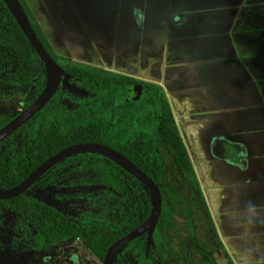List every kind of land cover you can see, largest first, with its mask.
<instances>
[{
	"label": "crops",
	"instance_id": "1",
	"mask_svg": "<svg viewBox=\"0 0 264 264\" xmlns=\"http://www.w3.org/2000/svg\"><path fill=\"white\" fill-rule=\"evenodd\" d=\"M36 1L71 61L162 89L222 250L264 264V95L236 28L246 0Z\"/></svg>",
	"mask_w": 264,
	"mask_h": 264
},
{
	"label": "trees",
	"instance_id": "2",
	"mask_svg": "<svg viewBox=\"0 0 264 264\" xmlns=\"http://www.w3.org/2000/svg\"><path fill=\"white\" fill-rule=\"evenodd\" d=\"M24 12L43 48L56 62L37 35L28 14L25 10ZM0 20V35L4 39L7 37L5 53L10 61L17 65L15 75L17 83L32 91L23 103V109H26L45 88V65L24 37L2 0H0ZM65 73L70 75L71 84L87 92V97H75L60 85L49 102L32 119L16 130L15 133L20 134V150L14 152L11 149H2L0 152L1 190L14 187L42 162L68 146L81 143L107 146L120 153L150 178L158 187L164 202L170 204L168 208L166 206L161 208L153 233V247L146 253V234H144L119 250L112 264H165L159 248L161 230L170 232L175 229L173 211L177 209L178 204L187 205L194 198L203 207L208 218L209 212L183 144L182 178L185 184L175 189L168 183V176L172 170L168 168L165 157L160 151L165 114L168 116L170 132L178 133V129L162 89L155 84L136 81L86 65L78 64L67 68ZM134 84L142 87L137 101L132 100L131 88ZM63 100L75 104V111L69 112L62 105ZM8 121L0 119V128ZM83 157H92L106 164L109 178L125 201L123 211L119 213L120 221L106 224L81 218L74 223L52 207L26 194L0 201V204L18 217V226L22 228L28 224L35 226L33 250L46 252L49 247L73 238L79 240L82 246L102 263L107 249L116 240L136 229L146 220L151 201L143 184L101 155L77 154L69 161H78ZM65 169V164L58 163L44 174L36 185L52 186L54 180ZM184 218L190 234V242L200 255L210 264H214L210 253L201 248L193 237L191 216L188 211ZM210 226L217 239L211 222ZM219 245L222 248L220 243ZM224 255L228 258L225 252Z\"/></svg>",
	"mask_w": 264,
	"mask_h": 264
},
{
	"label": "rangeland",
	"instance_id": "3",
	"mask_svg": "<svg viewBox=\"0 0 264 264\" xmlns=\"http://www.w3.org/2000/svg\"><path fill=\"white\" fill-rule=\"evenodd\" d=\"M18 1L28 14L37 35L63 71L77 66L79 63L71 61L66 55L38 2L36 0ZM262 4L257 0L247 1L244 12L240 16L243 20V23L241 22L242 39L237 36V40L239 52L244 56V61L254 73L256 80L260 82L264 95V37L260 40L259 38L248 40L246 37L243 39L249 28L254 32L256 30L257 33L261 29L264 30V8ZM6 39L0 35V119L2 120L11 119L21 113L23 101L32 92L17 83L15 77L17 65L10 61L5 53ZM255 50L259 51L258 57L252 55ZM45 68L48 84L51 71L50 67L47 68L46 66ZM62 105L69 112H74L76 109L75 104L66 100L62 101ZM163 128L160 151L165 157L168 168L172 170L168 176V183L178 189L182 187V184H185L182 178L183 141L179 131L174 134L170 132L167 114H165ZM19 143V135H15L0 147V152L2 149L19 150ZM75 154L77 153L70 154L60 161L67 164L68 167L54 182L53 187L40 188L33 185L27 194L42 203L51 205L68 220L75 223L81 218L106 224L120 221L119 213L123 211L125 201L109 178L106 172V164L92 157L65 162ZM144 189L148 191L146 186ZM0 192H2L1 188ZM147 193L152 200L151 193ZM160 196L161 208L162 206L170 207L168 202H164L161 193ZM176 208L173 211L175 229L170 232L161 230L159 248L164 263L210 264L190 242V234L184 218L188 211L191 216L193 237L197 244L210 253L214 259V264H231V261L220 248L211 229L210 219L198 200L192 198L189 204H178ZM150 212L151 208L148 215ZM15 222L16 219L13 214L0 207V264H101L89 250L82 246L79 240L72 238L49 248L45 253H36L31 250L34 227L28 226L26 229H21L15 227Z\"/></svg>",
	"mask_w": 264,
	"mask_h": 264
},
{
	"label": "water",
	"instance_id": "4",
	"mask_svg": "<svg viewBox=\"0 0 264 264\" xmlns=\"http://www.w3.org/2000/svg\"><path fill=\"white\" fill-rule=\"evenodd\" d=\"M6 5L9 13L15 20L19 29L23 33L24 37L35 51V53L39 56L40 60L44 63L45 67H50L52 70L51 82L45 85L42 93L21 113L11 119L6 125H4L0 129V142L4 140L10 133L14 130L22 126L28 120L33 118L51 99L53 94L56 92L58 87L61 85L68 93L78 98H86L87 92L83 89L71 84L69 82L70 75L66 74L63 69L52 60V58L48 55L46 50L43 48L41 42L38 40L35 35L30 22L20 5L18 0H2ZM46 70V68H45ZM50 80V78H49ZM133 93L135 97L132 98L134 101L139 99L141 93V86L134 85ZM92 153L101 155L108 160L115 163L121 169H123L128 174L135 177L141 184L148 188L147 192L151 193L152 200L151 201V212L146 218V220L138 226L136 229L127 233L123 237L116 240L106 251L102 263L101 264H112L114 256L117 254L119 250H121L126 244L135 240L136 238L146 234V253L153 247V233L155 231L156 225L159 220L160 212H161V196L158 187L156 184L148 178L140 169H138L135 165H133L128 159L122 156L120 153L114 151L113 149L94 143H81L74 144L64 148L63 150L57 152L53 156L46 159L42 162L38 167L35 168L25 179H23L16 186L8 189L2 190L0 192V200H8L15 198L21 195L27 188L35 181H37L42 175H44L50 168L63 160L66 156L77 153ZM75 154V155H77ZM150 197V196H149ZM49 207L51 205L47 203H43ZM53 208V207H52Z\"/></svg>",
	"mask_w": 264,
	"mask_h": 264
},
{
	"label": "flooded vegetation",
	"instance_id": "5",
	"mask_svg": "<svg viewBox=\"0 0 264 264\" xmlns=\"http://www.w3.org/2000/svg\"><path fill=\"white\" fill-rule=\"evenodd\" d=\"M247 1H248V0H246L245 3H244V5H243L242 11L240 12V16H241L242 12H244V7L247 5ZM257 1H258V2H262V3H263V4H262V7L264 8V0H257ZM263 15H264V13H263ZM241 22H242V20L240 19V21H238V23H237V25H236V28L241 29ZM242 23H243V22H242ZM250 29H251V28L247 29L248 31L245 33L243 39H246V38H247L248 40H252V39H253V40H256L257 38H259V40H260V38L264 37V30H263V29H261L258 33L256 32V30H255V32H254V31H252V30H250ZM245 37H246V38H245ZM252 55L258 57V55H259V51H257V50L253 51V52H252ZM140 82H142V81H140ZM145 83H146V82H145ZM134 85H138V84H134ZM134 85H133V86H134ZM133 86H132V88H131V91H132V95H133V98H134V97H135V94L133 93ZM140 86H141V85H140ZM141 92H142V87H141ZM140 95H141V93H140ZM139 97H140V96H139ZM132 100H133V99H132ZM24 101H25V100H24ZM24 101H23V103H24ZM133 101H134V100H133ZM22 110H24V109H23V104H22ZM16 116H17V115H16ZM14 117H15V116H14ZM14 117H13V118H14ZM13 118H11V119H13ZM11 119H8V120L10 121ZM31 119H32V118H31ZM9 121H8V122H9ZM8 122H7V123H8ZM7 123H6V124H7ZM6 124H5V125H6ZM24 124H25V123H24ZM20 127H21V126H20ZM20 127H19V128H20ZM1 128H2V127H1ZM1 128H0V129H1ZM19 128H17V129H19ZM17 129H16V130H17ZM16 130H14L12 133H10V134H9L4 140H2V141L0 142V144H1L2 142H4V141H5V142H4L3 144H5L7 141H9V139H11V138H12L13 136H15V135H19V138H20V134H19V133H15ZM225 144L229 145L228 142H225ZM2 146H3V145H2ZM2 146H1V147H2ZM20 146H21V140H20V143H19V150H20ZM237 149H240V146H239ZM6 150H9V149H6ZM11 150L14 151V152H18V151H19V150H16V151H15V150H13V149H11ZM238 151H240V150H238ZM243 154H244V159H245V158H246V157H245V156H246V155H245V152H244ZM69 159H70V158H69ZM69 159L65 160V162H68ZM244 159L241 158L239 162L241 163V161H243ZM70 162H71V161H70ZM59 163H63V164H65L64 162H59ZM57 164H58V163H57ZM57 164H56V165H57ZM65 165H66V169H67L68 166H67V164H65ZM54 166H55V165H54ZM54 166H53V167H54ZM53 167H52V168H53ZM52 168H50L49 170H51ZM66 169H65V170H66ZM49 170H48V171H49ZM65 170H64V171H65ZM48 171H47V172H48ZM64 171H63V172H64ZM47 172H46V173H47ZM63 172H62V173H63ZM46 173H45V174H46ZM62 173H61V174H62ZM61 174H60V175H61ZM60 175H59V176H60ZM42 176H43V175H42ZM42 176H41V177H42ZM59 176H58V177H59ZM41 177H40V178H41ZM58 177H57V178H58ZM25 178H26V177H25ZM25 178H24V179H25ZM40 178H39V179H40ZM39 179H38V180H39ZM38 180H37V181H38ZM56 180H57V179H55L54 182H55ZM37 181H35L33 184H31V185L27 188V190H25L22 194H26L27 196H29V195L27 194V191H28L33 185L36 186V187H40V188H51V187H53V185H54V183H53L52 186L41 187V186H37V185H36V182H37ZM18 184H19V183H18ZM15 186H16V185H15ZM22 194H21V195H22ZM19 196H20V195H19ZM17 197H18V196H17ZM29 197H31V196H29ZM15 198H16V197H15ZM31 198H32V197H31ZM12 199H13V198H12ZM33 199H34V198H33ZM8 200H10V199H8ZM35 200H36V199H35ZM0 201H6V200H0ZM37 201H38V200H37ZM39 202H40V201H39ZM41 203H42V202H41ZM42 204H43V203H42ZM0 207L3 208V209H5V210H7V211L10 212L11 214H13V216H14L15 219H16L15 227H18V228H21V229H26L28 226H33L32 224H28L25 228H22V227L18 226V217H17L12 211H10L9 209L3 207L1 204H0ZM53 209H54V208H53ZM56 211H57V210H56ZM57 212H58V211H57ZM59 213H60V212H59ZM60 214H61V213H60ZM61 215H62V214H61ZM64 217H65V216H64ZM65 218H66V217H65ZM66 219H67V218H66ZM69 221H70V220H69ZM74 223H75V222H74ZM33 227H34V229H35V226H33ZM33 232H34V233H33V239H34L35 230H34ZM72 239H73V238H72ZM12 240H13V239H12ZM65 240H66V239H65ZM62 242H63V241H62ZM32 243H33V240H32ZM59 244H60V243H59ZM55 246H56V245H55ZM52 247H54V246H52ZM49 248H51V247H49ZM49 248H48V249H49ZM31 250L34 251V252H36V253H45V252L35 251V250H33V249H32V245H31ZM47 251H48V250H47ZM47 251H46V252H47Z\"/></svg>",
	"mask_w": 264,
	"mask_h": 264
},
{
	"label": "bare ground",
	"instance_id": "6",
	"mask_svg": "<svg viewBox=\"0 0 264 264\" xmlns=\"http://www.w3.org/2000/svg\"><path fill=\"white\" fill-rule=\"evenodd\" d=\"M50 71H51V74H50V82H51L52 70L50 69Z\"/></svg>",
	"mask_w": 264,
	"mask_h": 264
}]
</instances>
